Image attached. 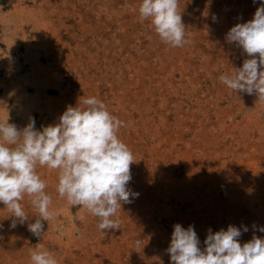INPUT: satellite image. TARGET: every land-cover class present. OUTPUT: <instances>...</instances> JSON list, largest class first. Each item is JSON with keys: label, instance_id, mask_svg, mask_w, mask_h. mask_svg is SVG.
<instances>
[{"label": "rangeland", "instance_id": "rangeland-1", "mask_svg": "<svg viewBox=\"0 0 264 264\" xmlns=\"http://www.w3.org/2000/svg\"><path fill=\"white\" fill-rule=\"evenodd\" d=\"M142 0H0V122L36 130L59 123L68 107L103 102L123 122L117 135L134 156L119 230L60 197L58 170L37 166L53 219H37L25 195L24 224L0 203V264H32L34 249L57 264H171L174 225L200 240L235 226L243 246L264 239V102L219 77L248 59L226 39L262 0H178L185 43L161 41ZM247 227L248 231L243 229Z\"/></svg>", "mask_w": 264, "mask_h": 264}, {"label": "clouds", "instance_id": "clouds-1", "mask_svg": "<svg viewBox=\"0 0 264 264\" xmlns=\"http://www.w3.org/2000/svg\"><path fill=\"white\" fill-rule=\"evenodd\" d=\"M139 14L142 20L150 19L162 42L172 47L187 43L178 0H142ZM226 39L241 47L249 58L230 75H221L220 81L236 93L255 94L264 102V0L254 17L232 27ZM83 104L82 108L68 107L59 123L42 130H36L34 120L23 129L8 120L0 122V203L15 218L11 228L29 219L21 205L25 195L37 212L35 222L28 224L34 236L44 233L42 221L53 219L51 197L36 171L39 165L58 170L60 197L98 217L100 230L120 229V221L112 217L122 204L139 195L128 187L134 156L117 135L123 122L95 97ZM243 230L248 231L247 227ZM241 234L231 225L226 231L212 233L209 229L202 250L194 227L185 229L176 224L167 252L171 264H264V239L253 236L241 246ZM30 259L32 264H57L51 253L39 248L31 251Z\"/></svg>", "mask_w": 264, "mask_h": 264}]
</instances>
